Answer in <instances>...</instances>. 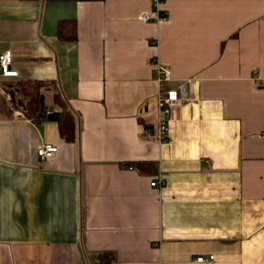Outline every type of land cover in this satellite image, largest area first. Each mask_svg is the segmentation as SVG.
Masks as SVG:
<instances>
[{
    "label": "crops",
    "instance_id": "1",
    "mask_svg": "<svg viewBox=\"0 0 264 264\" xmlns=\"http://www.w3.org/2000/svg\"><path fill=\"white\" fill-rule=\"evenodd\" d=\"M160 11L155 22L151 0H0V54L18 72L0 80V264H264V0ZM73 20L78 40L62 41ZM155 63L185 99L161 139ZM30 81L59 84L75 142L14 108L5 85ZM46 145L58 152L42 159Z\"/></svg>",
    "mask_w": 264,
    "mask_h": 264
},
{
    "label": "trees",
    "instance_id": "2",
    "mask_svg": "<svg viewBox=\"0 0 264 264\" xmlns=\"http://www.w3.org/2000/svg\"><path fill=\"white\" fill-rule=\"evenodd\" d=\"M59 37L62 41H77L78 29L76 20L71 21V23L62 21L59 24ZM5 88L7 94L11 96L10 102L14 108H21L28 119L36 123L45 121L56 122L60 135L66 142L73 143L76 141L78 118L57 82H14L8 83ZM47 92H52L53 104L51 107H58V111L49 109ZM130 166H133L142 174H152L157 168L155 164L147 162L132 163ZM104 255L106 254H101L100 257ZM112 260L110 258L101 264H110Z\"/></svg>",
    "mask_w": 264,
    "mask_h": 264
},
{
    "label": "built area",
    "instance_id": "3",
    "mask_svg": "<svg viewBox=\"0 0 264 264\" xmlns=\"http://www.w3.org/2000/svg\"><path fill=\"white\" fill-rule=\"evenodd\" d=\"M155 9H157V16L155 17V22H161L167 19V15L160 11V7L163 0H151ZM142 20H150L149 15L144 14ZM154 71L156 75V81L159 85L158 93V108H159V123H158V138H164L167 136L168 132V119L172 117L175 108L179 107L184 103L185 99L180 98L178 91L176 90H166L167 85L173 80L172 73L169 69L161 65L160 63H155ZM18 76V72L13 69V57L10 52L0 54V80L15 78ZM2 82L0 81V92L2 89ZM8 99L11 100V96L8 95ZM51 113V112H49ZM58 152V148L53 145H46L38 151L40 158L46 159ZM164 185V180L159 177L156 181L152 182V187H162ZM214 256L210 257H198V263H206L213 261Z\"/></svg>",
    "mask_w": 264,
    "mask_h": 264
},
{
    "label": "rangeland",
    "instance_id": "4",
    "mask_svg": "<svg viewBox=\"0 0 264 264\" xmlns=\"http://www.w3.org/2000/svg\"><path fill=\"white\" fill-rule=\"evenodd\" d=\"M11 101V100H10Z\"/></svg>",
    "mask_w": 264,
    "mask_h": 264
}]
</instances>
